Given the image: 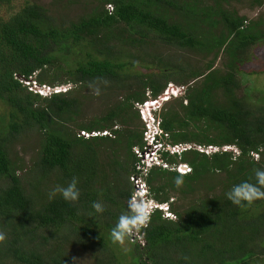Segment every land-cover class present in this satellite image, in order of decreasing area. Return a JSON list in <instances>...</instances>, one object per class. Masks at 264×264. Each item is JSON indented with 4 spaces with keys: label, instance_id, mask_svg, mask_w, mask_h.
<instances>
[{
    "label": "trees",
    "instance_id": "trees-1",
    "mask_svg": "<svg viewBox=\"0 0 264 264\" xmlns=\"http://www.w3.org/2000/svg\"><path fill=\"white\" fill-rule=\"evenodd\" d=\"M14 1L0 0V102L8 109L7 119L0 118V231L7 236L0 264H73L68 247L103 248L104 232L110 235L127 210L130 175L143 179L155 202H169L175 217L166 220L152 211L148 227L138 232L144 246L131 244L140 264H242L245 249L264 235V200L238 207L226 193L253 178L254 169H264V99L257 105L239 96L236 78L250 47L264 45V22L247 23L221 5L231 0H68L82 1L86 9L66 23L49 8L29 0L14 6ZM152 40L211 59L204 68L173 64L160 55L149 63ZM130 49L137 55L126 52ZM221 54L225 62L215 66ZM16 76L66 89L40 96ZM100 83L124 89L125 95L83 122L91 96L83 91ZM170 83L185 92L160 112L166 143L218 150L161 152L169 167L143 173L133 152L146 146L143 133L128 126L139 120L135 104L147 92L156 98ZM80 131L108 134L85 139ZM28 135L37 138L30 167L10 156L14 142ZM180 163L190 172L177 188ZM73 176L79 178L77 202L59 195L49 199L53 187ZM171 195L186 205L173 206ZM94 201L103 203V213L91 207Z\"/></svg>",
    "mask_w": 264,
    "mask_h": 264
},
{
    "label": "rangeland",
    "instance_id": "rangeland-1",
    "mask_svg": "<svg viewBox=\"0 0 264 264\" xmlns=\"http://www.w3.org/2000/svg\"><path fill=\"white\" fill-rule=\"evenodd\" d=\"M23 1L24 0H15L13 2V5L20 6ZM29 1L37 5L49 8V11L55 18H58L60 21L65 23L66 21L74 20L86 9L82 1L71 2V4H67L68 0ZM212 3V1H207L206 5L210 6L212 5ZM221 5L225 8H229L230 10H234L238 14V16H244L246 18L247 23L256 20H261L264 22V0L261 5H256L255 3H252L251 0H231L229 3H222ZM204 28L206 29V26H204ZM214 35H217V31L214 32ZM152 44L153 46H148L152 48L150 49L151 51H149L148 53L151 52L153 54L145 58L147 61H149V63L155 60L154 56L160 55L165 57L166 61L171 62L173 64L180 62L188 64V66L191 68H204L207 61L211 59L210 56H203L201 53L190 51L187 48L180 49L175 46L162 45L159 44V42L153 40ZM261 44L253 45L250 47L248 51V59L241 66L240 72L236 78L240 85V90L238 92L239 96L241 95L245 97V95H247V97L250 98V102L256 103L257 105L263 103L257 102L258 98L264 99V45L263 43ZM126 52L132 53L134 55H137L138 53L136 52V49L126 50ZM223 57V54H221V57L216 62L215 66L219 67L220 63L225 62V59L223 60ZM138 71L145 72L144 69H139ZM149 72L151 71L149 70ZM170 84L180 88V85L176 83ZM108 85V83H100L96 86L94 85L91 87H87L83 91L84 94L88 93L91 95L84 105L85 113L82 119L83 122H87L90 119H93L94 117H99L108 107H111L112 105L116 104L125 95L124 89H116L115 87L111 88V85L109 87ZM64 87L66 88V86ZM97 90L99 94H97ZM184 92L185 87L180 93H176V97L171 95L169 97V103H173L174 100L181 101V97L184 95ZM7 116L8 109L2 102H0V118L4 117L7 119ZM132 125V127L128 126V128H133V130L138 133L142 130L140 119H135ZM36 149L37 138L35 136L28 135L20 138L17 142H14V144L10 148V156L13 160L18 159L20 162H24L25 166L30 167L32 164V160L35 156ZM133 152L136 155L135 149L133 150ZM146 152H148L147 149L142 154L141 160L142 162L146 163V165H151L153 162H150L152 161L150 160L151 157H148ZM106 154H108V152H106ZM150 155H152L151 152ZM138 156L136 155L137 158ZM101 158H103V160L106 159L104 155H102ZM142 180L143 179H141V181ZM129 181L131 183L130 186L132 189V193L133 191H137L140 188L139 186L143 187L144 185L142 183L144 181H139L141 185H139V183L135 184L137 182V177H135L134 175H130ZM143 189L146 190V188ZM170 198L172 199H170L172 201V205L175 207H184L186 205V203L179 200L177 196L171 195ZM108 234L109 233L105 231L103 237V243L106 246V249L104 248L105 246L101 248L95 244L90 247H82L79 245H73L71 247H68L67 249L69 251V256L71 258L72 263L96 264L97 260L100 259L104 262H110L115 260V264H140L139 258L137 259L136 255L133 254L134 246L131 244L133 242H137L141 247H143L145 241L143 239L142 234L136 233L138 237L136 239L131 238L130 240H126V243L123 246L119 244H114L110 239V235ZM65 246V240H63L62 247ZM248 247V250L245 249L244 251L243 255L245 256V258L242 264H264V235L263 237L258 238L254 244L249 245ZM143 258H145V255H143Z\"/></svg>",
    "mask_w": 264,
    "mask_h": 264
},
{
    "label": "clouds",
    "instance_id": "clouds-1",
    "mask_svg": "<svg viewBox=\"0 0 264 264\" xmlns=\"http://www.w3.org/2000/svg\"><path fill=\"white\" fill-rule=\"evenodd\" d=\"M92 86L91 84L89 85ZM62 87V86H61ZM183 87V86H182ZM149 92L146 93V99L143 100L142 104L145 101H152V100H159V105L157 108L153 107L152 105H149L148 110V122L150 124V128L148 129L149 133L153 135L154 141L152 144H146V147L149 148V152L153 151L156 147H159V149L155 152V155L160 159V153L161 152H167V146L169 145L166 143V138L164 137L163 129L160 126V112L162 108L164 107V104L169 102V99L167 100H160L158 97L162 95V93L157 96L156 98H152L151 96L148 97ZM97 94H99L97 90ZM178 98V97H177ZM176 99V98H175ZM173 100V99H171ZM134 109L137 111L139 115V119L141 121L142 125V133L145 130V126L142 120V117L136 107L134 106ZM144 140V136H143ZM146 143V141L144 140ZM194 148H189L186 150H190ZM233 150V148H230ZM183 150V151H186ZM196 150V149H194ZM218 150V149H217ZM229 150V149H228ZM144 149L142 150V152ZM183 151L180 153H174L170 154L172 156H179ZM197 151V150H196ZM199 152V151H198ZM216 152V151H214ZM212 152V153H214ZM205 154V153H204ZM211 154V153H210ZM209 155V154H206ZM161 160V159H160ZM153 162L151 165H146V163H142L143 169L142 172L144 173L147 169H150L151 167H161V168H168L163 167L162 165L158 164L156 161H150ZM183 165V163L178 164L175 168L178 173H180L177 170V167ZM186 165V164H184ZM172 169V168H171ZM254 177L250 178L254 179V182H250V180H245L239 184H235L232 186V188L226 193L227 199L235 206L243 207L245 204L251 205L255 201L264 200V169L256 168L253 170ZM189 173V172H188ZM182 174V173H180ZM187 174V173H185ZM184 174L177 175L174 178V184L177 188H180L184 184ZM139 181H141L140 177H137ZM143 181V180H142ZM141 181V182H142ZM143 188H146L145 195H143L140 191H133L131 197L127 201V210L122 212L120 216L117 219V222L112 227L110 231V239L114 244H119L121 246L125 245L126 240H130L136 233L140 232L141 230L148 227L151 217H152V211L159 210L162 212V216L166 220H174L169 219L166 217V214L170 211L169 202L168 203H157L153 199H151L148 194V188L145 185L144 182H142ZM79 184V178L76 176H73L69 182L66 185H56L53 187L49 193V199L56 198L57 195L62 197L66 202L68 203H75L80 198V191L78 188ZM141 185V184H139ZM153 203V206H152ZM91 207L97 212V213H103L105 211V206L103 203L99 201H94L91 205ZM172 213V212H171ZM7 239L6 233L3 231H0V244L4 243ZM185 260H188V257H183Z\"/></svg>",
    "mask_w": 264,
    "mask_h": 264
},
{
    "label": "built area",
    "instance_id": "built-area-1",
    "mask_svg": "<svg viewBox=\"0 0 264 264\" xmlns=\"http://www.w3.org/2000/svg\"><path fill=\"white\" fill-rule=\"evenodd\" d=\"M16 78H18L25 86H28L29 90L30 91H33L34 93H37L38 95L40 96H48L52 93H58V92H61V91H64L66 88L65 87H50V86H47V85H38L35 81H33L32 79H24L22 77H18L16 76ZM180 88L176 87V86H173L172 84H168L167 87L164 89V91L162 92V95L160 97H158V99L160 100H167L169 99V97L171 95L175 96L176 97V93H180L184 87L182 86H179ZM148 97L150 96V94L148 93L147 94ZM159 100H152V101H145L144 103L142 104H135L141 117H142V120H143V123H144V126H145V130L143 131V136H144V140L146 141V144H152V142L154 141V137L153 135H151L148 131V129L150 128V124L148 122V110H149V105H152L153 107L157 108L158 105H159ZM105 134H108L106 132H85V131H80L79 132V136L85 138V139H88V138H91V137H95V136H98V135H105ZM164 137L167 139V135L164 134ZM194 148L196 149L197 151H199L200 153H205V154H210L214 151H217V148L215 147H212V146H196V145H187V144H178V145H168L167 146V151H169L170 154H174V153H180L181 151L183 150H186V149H189V148ZM144 151H140L138 149H135L136 151V155L138 156V159L141 160V156L142 154L145 152V150L147 149L148 152H146V154L148 155V157L150 156V160H153V161H156L158 164L162 165L163 167H167L168 165L164 162H162V160H160L156 155H155V152L159 149V147H156L153 151H150L152 155H150V152H149V148H147L146 146L143 148ZM225 149H228V148H225ZM224 150V149H223ZM233 152H237L235 149H233ZM252 156L255 158V159H258V154H252ZM141 163L142 160H141ZM137 169L138 170H144L143 169V166L141 165H138L137 166ZM177 170L182 173V174H185V173H188L190 172V168L187 166V165H180L177 167ZM139 183V180L137 178V182L135 184ZM140 184V183H139ZM140 188L137 190V191H140L143 193V195L146 197L145 195V190L143 189V187L139 186ZM141 189V190H140ZM152 206H153V203H152ZM166 217H168L169 219H174V214L171 213V212H168L166 214ZM138 237L137 234H135L132 239H136ZM133 242V241H132Z\"/></svg>",
    "mask_w": 264,
    "mask_h": 264
},
{
    "label": "water",
    "instance_id": "water-1",
    "mask_svg": "<svg viewBox=\"0 0 264 264\" xmlns=\"http://www.w3.org/2000/svg\"><path fill=\"white\" fill-rule=\"evenodd\" d=\"M20 78V76H18Z\"/></svg>",
    "mask_w": 264,
    "mask_h": 264
}]
</instances>
